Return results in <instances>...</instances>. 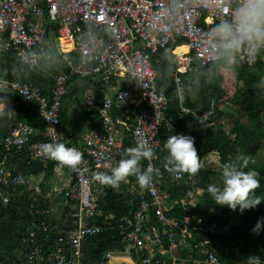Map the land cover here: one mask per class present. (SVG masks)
<instances>
[{
    "label": "built area",
    "instance_id": "1",
    "mask_svg": "<svg viewBox=\"0 0 264 264\" xmlns=\"http://www.w3.org/2000/svg\"><path fill=\"white\" fill-rule=\"evenodd\" d=\"M234 10V5L229 4H224L221 9L217 0H207V7L202 6L201 0H0V52L14 50L23 64L38 67L42 54L50 48L46 41L47 32L55 25L61 46L79 53L78 61L74 62L66 51L63 52L62 58L70 72L55 77L49 95L34 83L0 78V92L16 93L25 104L36 103L44 121L43 131L23 123L13 127L0 139L6 152L13 148L20 152L27 147L31 161L45 164L50 161L43 153L46 143H64L83 153L79 170L69 169L73 175L70 183L53 190L54 196L65 203L58 205L63 209L60 217L52 216L50 203L48 207H39L43 172L14 171L9 166V154L0 159V199L6 203L12 196L23 194L24 187L28 188L35 208L33 213L43 217L38 229L48 231L49 220L64 218L65 209L69 210L68 218L62 223L71 221L73 227L66 230L58 229L59 224L53 225L59 236L55 240L56 246L46 253L40 244L32 241L27 251L31 264H82L86 239L97 232L91 220L102 215L100 201L105 193V186L95 181L93 175L109 172L116 166L125 139L129 138L135 146L136 133L146 138L154 151V158L142 160V167L146 169L151 164L156 169L155 161L161 147L158 132L165 121L168 97L166 90L159 88L152 54L161 49L172 53L176 68L174 82L182 100L179 73L197 71L220 60L222 54L212 51L216 47L215 25L231 21ZM65 40H69L71 46L67 47ZM181 42L186 44V51H176L182 46ZM249 53L255 61L252 64L249 63ZM260 59L264 61V49L257 52L255 48L244 49L235 58L248 67ZM72 75L100 78L107 85L99 103L91 90L85 92L84 105L91 116L98 114L102 129L88 131L82 146L69 143L59 130L62 100L69 91ZM8 107L9 103H0V108ZM217 107L221 108L222 104H216L214 100L208 110L200 113L182 106L178 116L182 119L186 114L194 115L202 134H205L213 124ZM115 110L121 112L115 113ZM34 136L41 139L34 141ZM174 179L180 181L183 176ZM162 182L159 174L154 172L149 187L135 185L139 207L132 217H124L121 231L126 250L123 253L108 252L107 259L114 255L146 253L141 264H160L158 252H162L170 259V263L164 260V264H177L179 260L184 263L178 250L187 245L190 220L187 215L181 221L177 220L167 212L177 204L184 209L192 205L198 189L191 181L185 194L172 200L162 188ZM192 228L217 235L229 233L228 226L215 220L205 229L201 220H197ZM34 235L31 232L30 236ZM209 242L200 243L205 258L198 264H218L216 252L206 247Z\"/></svg>",
    "mask_w": 264,
    "mask_h": 264
},
{
    "label": "trees",
    "instance_id": "2",
    "mask_svg": "<svg viewBox=\"0 0 264 264\" xmlns=\"http://www.w3.org/2000/svg\"><path fill=\"white\" fill-rule=\"evenodd\" d=\"M46 41L50 48L42 54L40 65L35 68L23 64L14 50L0 52V78L34 83L44 94L49 95L55 77L70 72V67L62 58L63 52L66 51L74 62L78 61L79 53L78 50H65L61 46L55 25L48 30ZM64 44L71 46L69 40H65ZM151 59L158 75L159 88H164L168 97L165 121L158 132L161 147L155 161V167L159 169V176L163 180L162 188L172 200L183 196L191 187V181L195 182V188L202 189L197 201L186 209L177 204L167 212V215L177 220L181 221L185 215L190 220L187 245L178 250V255L185 261L182 263L179 260L177 264H198L203 261L205 255L201 253L200 243L205 240L210 241L206 247L216 252L218 264H248L249 256L260 257L261 264H264V228L259 234L252 231L257 221L264 219V200L255 208L246 209L241 213L239 208L232 211L228 206L214 204L207 191L208 185L213 182L221 185L222 164L237 155H243L249 158L245 171L254 169L259 173L258 179L261 183L256 194L264 197V156L260 154L264 149V82L255 87L260 78L264 77V61L260 59L255 65L248 67L240 64L238 60L232 63L222 55L219 61L200 67L197 71L180 72L183 87V99L180 100L174 82L176 68L172 53L157 50ZM87 90L92 91L99 103L107 91V85L100 78L70 76L69 91L64 96L60 109L59 130H63L68 123L69 105L72 103L86 115L89 130L102 129L98 114L91 116L84 105ZM211 100L222 104V107L215 108L213 124L206 129L205 134H202L194 115L186 114L179 119L182 106L200 113L209 109ZM1 102L9 103V107L0 108V139L20 123L32 125L39 131L44 130V121L39 115L36 103L25 104L16 93L6 92H0ZM114 112L120 113L121 110ZM246 120H250L254 125L248 126ZM227 123H232L230 130L226 128ZM180 134L194 139L204 168L196 175L183 174V179L178 181L164 168V158L168 155L164 142L171 136ZM40 139V136L33 137L34 141ZM131 146L133 144L130 139L126 138L123 151ZM5 154H9V166L11 164L16 171L44 172L45 179H49L54 168L60 166L53 160L46 164L31 161L27 147H23L20 152H15V148L6 152L0 144V159ZM64 168L69 170L68 167ZM137 183L135 177H130L126 183H121L118 189L105 186V193L100 201L102 215L91 220L97 232L86 239L82 264H107L108 252H125L126 243L121 235L123 219L132 217L139 207L140 200L134 187ZM24 190L23 194L12 196L6 203L0 199V264H31L27 259V251L30 250L32 241L40 244L46 253L56 246L55 240L59 236V231L53 229V225L59 224L58 229L66 230L73 227L71 221L62 223L64 218H68L69 210L66 208L64 218L49 220L51 226L48 231L38 229L43 217L33 213L35 208L31 204L30 191L26 187ZM42 191L39 207H48L49 201L44 197L45 191ZM197 220H201L204 229L215 220L220 225L228 226L229 233L217 235L209 231L195 230L192 227ZM31 232L35 233L33 237L30 236ZM134 256L135 261L141 264L147 254ZM158 257L160 264H164V260L170 263L168 255L158 252Z\"/></svg>",
    "mask_w": 264,
    "mask_h": 264
},
{
    "label": "clouds",
    "instance_id": "3",
    "mask_svg": "<svg viewBox=\"0 0 264 264\" xmlns=\"http://www.w3.org/2000/svg\"><path fill=\"white\" fill-rule=\"evenodd\" d=\"M217 3L221 5V9L224 4L234 5L235 10L231 21L215 25L216 47L212 49L213 52L221 53L230 62L235 63L237 54L244 49L255 48L257 52L264 49V0H217ZM201 4L207 7V0H201ZM254 62L249 53V63ZM261 82H264V77L260 78L255 87ZM22 95L27 96V93ZM136 135L135 146L126 148L121 153L119 163L109 172L95 173V181L118 189L121 183L135 177L141 188L150 186L153 173L159 174V169H154L151 164L146 169L142 167L141 161H151L154 151L146 138L139 133ZM164 148L168 152L164 158V168L174 177L179 178L183 174L196 175L204 168L191 136L173 135L164 142ZM43 153L48 159L73 171H78L83 162V153L64 143H46ZM248 165L249 158L243 155H237L222 164L221 185L210 184L207 187L214 204L228 206L232 211L239 208L243 213L246 209L255 208L264 200V197L256 194L261 183L258 179L259 173L254 169L245 171ZM262 228L264 219L258 220L252 231L259 234ZM133 260L135 261L134 258ZM135 263L138 264L136 261ZM248 264H261L260 257L249 256Z\"/></svg>",
    "mask_w": 264,
    "mask_h": 264
},
{
    "label": "rangeland",
    "instance_id": "4",
    "mask_svg": "<svg viewBox=\"0 0 264 264\" xmlns=\"http://www.w3.org/2000/svg\"><path fill=\"white\" fill-rule=\"evenodd\" d=\"M230 118V115H229ZM228 118V119H229ZM68 123L65 125L64 130L60 129V134L62 135V131L64 134L68 135V137L75 136L76 143H80V139L84 134L89 130V123L87 120L86 115L75 105V103H72L69 105V115H68ZM245 123L249 126H253L252 122L250 120H246ZM232 127V123L226 125L227 130H230ZM74 138V137H73ZM70 138V139H73ZM82 142V140H81ZM261 156H264V149L261 151ZM215 184V182H213ZM212 183V184H213ZM44 182L41 184V190H43ZM198 194L196 195L195 202L197 201L198 197L202 194V189L197 188ZM43 192V191H42ZM55 202V201H53ZM51 213L54 217H60L62 216L63 209L60 207L58 209H55L54 203L50 204ZM129 256V254H127ZM134 256V253L132 254ZM174 256V254H173ZM136 258V256H134Z\"/></svg>",
    "mask_w": 264,
    "mask_h": 264
},
{
    "label": "crops",
    "instance_id": "5",
    "mask_svg": "<svg viewBox=\"0 0 264 264\" xmlns=\"http://www.w3.org/2000/svg\"><path fill=\"white\" fill-rule=\"evenodd\" d=\"M181 44H182V46H185L186 45V44H184V42H181ZM63 130H64V128H63ZM88 131H90V130H88ZM62 135H63V137L69 143L71 141H73L72 144L79 145V146H82L83 145V138H84V136L81 137L80 143H76L75 136H73L74 138L73 137H68V135L64 134L63 131H62ZM70 138H73V139H70ZM81 140H82V142H81ZM10 167H11V164H10ZM11 169L14 170V171H16L15 168H12L11 167ZM43 174H44V172H43ZM72 178H73L72 173L68 169H66L64 167H61V166L54 168V171L52 173V176L49 179H45V176H44V178H43V182H44V184H43V186H44L43 190L45 191V193H44L45 195L44 196H47V195L50 194L46 198L48 199V201H49L50 204L51 203H54L55 209L60 208V206H58L59 204H65V203L61 199L56 198L54 196V193H53L54 188L55 187H58V186H60V187L61 186H63V187L64 186H67L70 183V181L72 180ZM53 201H55V202H53Z\"/></svg>",
    "mask_w": 264,
    "mask_h": 264
},
{
    "label": "water",
    "instance_id": "6",
    "mask_svg": "<svg viewBox=\"0 0 264 264\" xmlns=\"http://www.w3.org/2000/svg\"><path fill=\"white\" fill-rule=\"evenodd\" d=\"M107 264H136L129 256L114 255L107 260Z\"/></svg>",
    "mask_w": 264,
    "mask_h": 264
},
{
    "label": "bare ground",
    "instance_id": "7",
    "mask_svg": "<svg viewBox=\"0 0 264 264\" xmlns=\"http://www.w3.org/2000/svg\"><path fill=\"white\" fill-rule=\"evenodd\" d=\"M187 50V46H182L179 47L176 51H186Z\"/></svg>",
    "mask_w": 264,
    "mask_h": 264
}]
</instances>
